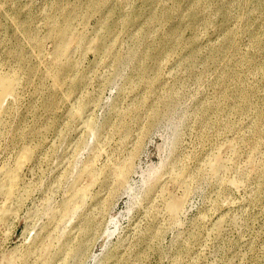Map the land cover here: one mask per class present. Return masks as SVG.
I'll use <instances>...</instances> for the list:
<instances>
[{"label": "rangeland", "instance_id": "1", "mask_svg": "<svg viewBox=\"0 0 264 264\" xmlns=\"http://www.w3.org/2000/svg\"><path fill=\"white\" fill-rule=\"evenodd\" d=\"M0 75V264H264V0H0Z\"/></svg>", "mask_w": 264, "mask_h": 264}, {"label": "bare ground", "instance_id": "2", "mask_svg": "<svg viewBox=\"0 0 264 264\" xmlns=\"http://www.w3.org/2000/svg\"><path fill=\"white\" fill-rule=\"evenodd\" d=\"M56 32H57V35L62 40L60 42V44L58 46V50H57L58 54L61 55L64 52V49L62 47V43L66 44L68 42H72V41L76 40L77 38L75 36L71 37L70 41H68V42L64 40L65 36L69 32L68 27H67V25L65 23L59 25L56 28ZM15 88H16V81L13 78H8L6 76L0 75V113L3 110L4 101H6V99L11 97V96H12L11 98H13V96H14L13 94L15 92ZM74 112H75V115H76V118L78 119V121L79 122L82 121L83 128L85 127L87 129H89L88 131H91L90 124L88 123L87 119H85L84 116H83L84 112H80V111H74ZM25 161H26V156L22 155L21 157H19L18 162L16 163V165L14 164L15 166L13 168H9L8 166L3 167V169L0 168L1 169L0 178L2 177V181H3V182L1 181L0 193H3L4 196L6 197V198L5 197L4 198L6 200H8V201L12 198V196H13V194L15 192L14 190L16 189L15 187H16V184H17V180H19L18 179V175H20L19 171H21L20 170L21 166L23 167ZM222 161H224V160H221V157L216 156L215 160H214V163L212 164V166H210V169L212 170L213 175L216 176V177H218L220 175L219 172L222 171L221 169H223L225 167V166H223L224 162H222ZM223 170L225 171L226 169L224 168ZM88 174H89V177L91 178L90 181L92 182L94 180V177H95L94 176L95 174L92 172V169H90V168L87 169V175ZM221 179H222V177H221ZM226 184L229 185V187L230 186H233V187L237 186L233 181H230V180H228ZM66 206L69 207V205H66ZM72 206L74 207V205H72ZM75 207L73 208L74 210H75ZM71 208L72 207H70V209ZM180 209H181V200H179V199H175V200L169 201L166 204V210H167L168 214L173 219L176 218V216L178 215ZM63 210L65 211V210H69V209L64 208ZM74 210H71V211H74ZM1 215H4V214H1ZM66 215H67V213L64 216H66Z\"/></svg>", "mask_w": 264, "mask_h": 264}]
</instances>
